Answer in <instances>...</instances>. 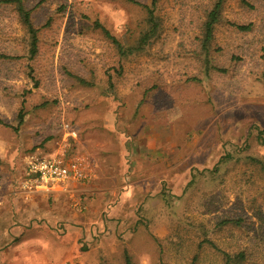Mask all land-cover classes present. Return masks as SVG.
I'll list each match as a JSON object with an SVG mask.
<instances>
[{"label": "rangeland", "instance_id": "374dc122", "mask_svg": "<svg viewBox=\"0 0 264 264\" xmlns=\"http://www.w3.org/2000/svg\"><path fill=\"white\" fill-rule=\"evenodd\" d=\"M135 1L150 0H24L29 58L0 0V264H264V0L225 1L207 72L210 0H159V37L122 57L100 27L134 42ZM55 155L90 176L28 220L27 161Z\"/></svg>", "mask_w": 264, "mask_h": 264}, {"label": "trees", "instance_id": "16d2710c", "mask_svg": "<svg viewBox=\"0 0 264 264\" xmlns=\"http://www.w3.org/2000/svg\"><path fill=\"white\" fill-rule=\"evenodd\" d=\"M226 0H210V6L206 10L204 18L200 24V35L198 37V56L202 58V63L205 67V72L211 68L212 64L209 63V52L211 43L213 41L214 28L220 23L222 19V9ZM3 2L8 3L13 6L19 22L23 25L26 33V46L29 58H32L38 48V29L34 26L31 19V12L25 6L24 0H3ZM144 10V25L139 31L137 39L132 43H125L123 40H118L116 37L110 34V32L103 27L101 31L107 36L119 55L122 57L130 56L138 52H142L147 49V47L159 37L160 22L156 15L157 4L159 0H150L146 4L135 1ZM239 30H246L247 27L238 26ZM0 58H12L6 54H0ZM76 78V77H75ZM81 84H86L83 79H78ZM18 125L23 122V114L19 112L18 114ZM1 122V121H0ZM15 127L14 129H16ZM238 220L233 219H223L218 222V226L229 225L231 223L238 224ZM241 260H244V253L238 252L233 255L225 254V264H241ZM125 264H131L129 256L125 255Z\"/></svg>", "mask_w": 264, "mask_h": 264}, {"label": "built area", "instance_id": "2783aa9c", "mask_svg": "<svg viewBox=\"0 0 264 264\" xmlns=\"http://www.w3.org/2000/svg\"><path fill=\"white\" fill-rule=\"evenodd\" d=\"M71 135H75L70 130ZM89 166L85 160L75 157L65 160L62 157L42 156L30 157L27 161V180L29 187L50 190L54 187L66 185L69 181H84L90 176Z\"/></svg>", "mask_w": 264, "mask_h": 264}, {"label": "crops", "instance_id": "0c3cea01", "mask_svg": "<svg viewBox=\"0 0 264 264\" xmlns=\"http://www.w3.org/2000/svg\"><path fill=\"white\" fill-rule=\"evenodd\" d=\"M74 183L75 182H73V181H69L64 186L54 187L53 189H50V190L34 189L32 186H30V188H26L25 186L22 185L23 187L22 186H20L19 188L17 187L18 188V190L16 192L17 197H15L14 202L17 201V199H19V200L22 199L23 194L25 195L26 198L28 197V195L31 196L33 200L30 197V198H27V200L25 202H27V201L32 202V205H30V209L33 212V217L30 216V218L28 220H34V219L39 218L43 214V209L41 208L40 201L43 200L45 196H48V195H51L54 193H58V192H66L67 188L70 184H73V186H75ZM26 186L29 187V184H26ZM20 188H24L26 190H23L24 191L23 192ZM28 208H29V205H28ZM13 209H14V213L17 214L18 213V205L14 203ZM17 217L19 218L18 214H17V216L16 215L14 216L15 219Z\"/></svg>", "mask_w": 264, "mask_h": 264}]
</instances>
